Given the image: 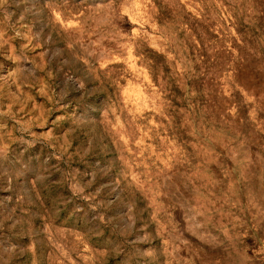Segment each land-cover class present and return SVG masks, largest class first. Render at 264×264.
Wrapping results in <instances>:
<instances>
[{"label": "rangeland", "instance_id": "1", "mask_svg": "<svg viewBox=\"0 0 264 264\" xmlns=\"http://www.w3.org/2000/svg\"><path fill=\"white\" fill-rule=\"evenodd\" d=\"M0 264H264V0H0Z\"/></svg>", "mask_w": 264, "mask_h": 264}]
</instances>
